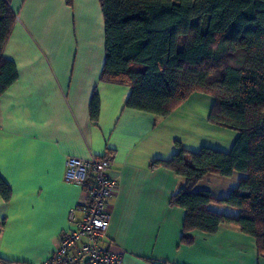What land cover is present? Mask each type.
Instances as JSON below:
<instances>
[{
    "label": "crops",
    "instance_id": "0c3cea01",
    "mask_svg": "<svg viewBox=\"0 0 264 264\" xmlns=\"http://www.w3.org/2000/svg\"><path fill=\"white\" fill-rule=\"evenodd\" d=\"M10 7L15 21L2 55L15 64L17 79L0 94V176L11 190L8 200L0 195V264H40L59 247L72 228L70 209L85 198L80 185L64 180L65 160L104 155L117 181L107 201L108 246L122 264H264L255 239L233 226L192 231V242L181 244L185 212L169 199L184 179L151 166L179 147L230 150L238 132L209 122L213 97L193 92L163 118L125 107L131 88L100 80L105 29L98 0H11ZM239 176L207 173L193 190L225 198Z\"/></svg>",
    "mask_w": 264,
    "mask_h": 264
},
{
    "label": "trees",
    "instance_id": "16d2710c",
    "mask_svg": "<svg viewBox=\"0 0 264 264\" xmlns=\"http://www.w3.org/2000/svg\"><path fill=\"white\" fill-rule=\"evenodd\" d=\"M10 1L0 0V94L17 79L15 64L2 55L15 21ZM98 1L105 29L100 80L131 88L125 107L163 118L202 92L213 97L209 122L238 132L228 152L179 147L170 160L151 163L184 179L169 199L185 212L180 243H191L192 231L233 226L252 236L264 256V0ZM89 111L96 122V93ZM207 173L240 176L228 196L218 199L193 190ZM0 195L11 196L1 176ZM3 225L0 220V231Z\"/></svg>",
    "mask_w": 264,
    "mask_h": 264
},
{
    "label": "built area",
    "instance_id": "2783aa9c",
    "mask_svg": "<svg viewBox=\"0 0 264 264\" xmlns=\"http://www.w3.org/2000/svg\"><path fill=\"white\" fill-rule=\"evenodd\" d=\"M110 164L106 155L66 158L64 180L80 185L85 198L70 209L68 221L72 228L63 233L59 247L40 264H122L121 256L109 248L107 239V201L117 184ZM78 209L80 217L76 216Z\"/></svg>",
    "mask_w": 264,
    "mask_h": 264
},
{
    "label": "water",
    "instance_id": "95a60500",
    "mask_svg": "<svg viewBox=\"0 0 264 264\" xmlns=\"http://www.w3.org/2000/svg\"><path fill=\"white\" fill-rule=\"evenodd\" d=\"M87 258H85L84 260H86Z\"/></svg>",
    "mask_w": 264,
    "mask_h": 264
},
{
    "label": "rangeland",
    "instance_id": "374dc122",
    "mask_svg": "<svg viewBox=\"0 0 264 264\" xmlns=\"http://www.w3.org/2000/svg\"><path fill=\"white\" fill-rule=\"evenodd\" d=\"M176 1V0H175Z\"/></svg>",
    "mask_w": 264,
    "mask_h": 264
}]
</instances>
